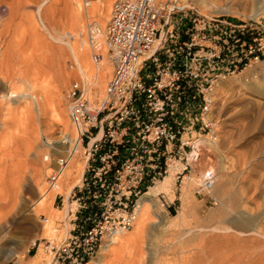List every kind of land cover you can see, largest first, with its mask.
I'll return each mask as SVG.
<instances>
[{
    "label": "rangeland",
    "instance_id": "374dc122",
    "mask_svg": "<svg viewBox=\"0 0 264 264\" xmlns=\"http://www.w3.org/2000/svg\"><path fill=\"white\" fill-rule=\"evenodd\" d=\"M41 1L0 0V95L7 94L12 88L17 92L16 96L3 98L4 103H9L11 108H14L12 113V110L7 113L5 109L0 108V119L9 118L8 120L11 123L7 128L8 132L5 130L6 133L10 132V134L3 132V136L0 130V141L1 139L2 142L4 141L3 143L0 142L3 145L2 150L0 144V190L3 185L9 184L16 178L18 179V176H29L32 168L36 165L43 167L42 191L52 189L50 175L57 167V159L65 156L68 148V144L62 142V136L67 133L70 139L73 134L76 137L74 127L69 120L68 110L65 112L66 120L64 124L57 123L53 114L54 111L49 110L44 118L47 125L42 123L40 126L34 123L31 113L26 109V107L32 109L30 99L25 96L30 89L21 83L20 74L28 73L30 76L37 77L38 79L36 78L35 82L45 86L44 88L47 91L50 90L49 93L52 95L51 91L53 92L54 87L57 86L56 77L58 72L64 71L67 73L69 78L62 86L66 106L69 105L66 96L67 89L71 82L77 80L74 76H71L74 64L68 51L58 43H54L45 34L38 22L39 20H37L35 11ZM84 1L87 0H77V6L82 11L86 9L83 4ZM99 1L104 2L106 5L109 4L110 15L114 0ZM176 1L179 3L186 1L188 6L185 7L194 6L207 16L249 20L264 28V12L259 11L260 13L257 15L249 17L242 15L247 11L252 14V11L260 7L261 0ZM49 2V5H53L57 9L55 13L57 20H63L64 1L49 0ZM41 14L44 24L50 25L53 21L50 14L45 13L44 8ZM84 19L81 23L82 36L89 42L86 23L94 20V18ZM61 27H64L63 31L65 32H72L73 30L69 26L63 25ZM52 47H54V51L51 50ZM57 47L61 48L58 50ZM91 50L92 48L89 49L88 61L92 64ZM220 79L229 80L231 82L229 88H225L222 94L219 93L220 95H209L208 110L203 114V120L200 118L197 120V135L191 133L186 136L190 141H195L199 137L203 139L206 137L211 140V133H213L216 148L200 146V154L196 164L190 162L187 170L184 171H181L184 166L183 161L177 158L171 159L168 171L172 172L175 178L171 188L172 195L159 189L157 194L148 197L151 200L152 208L146 231L139 243L130 246L129 252H124L123 264H138L140 255V264H163L167 255L175 257L174 260L177 261V264H185V262L186 264H264V232H262L264 226H261V224L264 225V56L259 57L257 60L252 59L240 70L217 80ZM103 95L99 93L97 98H89L90 107L95 108ZM199 111L197 108V114H199ZM74 152L66 165L59 170L61 174L66 171V178L62 179L58 174L56 182L60 185L65 184L62 185L63 190L53 196L51 205L48 208L40 206L36 211H33L38 194L22 192L21 201L16 207L10 209L8 206L4 209H10L11 214L18 220H24V227L18 232L10 230L7 234L12 238L6 245L9 255L8 257H6L7 255H0V264H44L50 259L51 247L56 248L67 243L74 234L78 222L77 209L80 206L77 190L81 186V180L70 188L67 199H65V187L84 163L83 149L80 147L79 150ZM43 154H47L48 160L42 158ZM210 166L214 170V177H217L219 170L224 172L222 191L218 196L198 192L197 190L196 179ZM185 175H190L193 178L189 185L191 210L185 223L176 225V223H172L171 216L177 214L180 210L181 186L184 183ZM158 179L163 178H156L154 180L155 184L152 182L138 188L139 192L136 199H139L150 186L159 183L160 180ZM196 190L198 193H196ZM219 196L225 204H228L227 207L229 208L224 212H222L223 210L220 211L222 214L219 213V210H215L218 211L217 213L214 212V208L217 205L219 206ZM67 202L70 211L69 215H64L63 209ZM232 208L234 211L236 210L237 215H240L239 219L235 218L237 215ZM223 213L226 214V217L222 216ZM208 214H214L217 217L207 220L206 225H214L220 220V222L222 221L221 224L228 226L230 230L219 231L218 233L207 231L203 239L196 235L197 238L194 237L186 241L173 240L175 243L170 248L171 251L164 250L165 240L170 241L171 239L162 238L160 234L162 231L197 229V217L204 220L206 216H209ZM243 215L247 216L246 220ZM46 218L51 219V226L47 231L45 228H41ZM215 218L218 219L215 220ZM228 218H234L238 221V224L237 222H231V224L225 222ZM65 223L67 224L66 231H64ZM133 224L124 233L132 232ZM221 224L217 223L216 225ZM258 225L259 228H257ZM259 229L262 232V234H259L261 236L258 235L260 233ZM32 238H35L34 244H30ZM227 239L229 240L227 241ZM108 241L105 239L101 242L96 254L91 258L92 264H102L99 259L102 253L105 252L103 246L110 243ZM39 253L43 255L40 256ZM183 253L184 258H182ZM185 257H188V260ZM104 259L102 261L104 264H111L108 261L109 257ZM181 260L187 261L182 262ZM178 261L181 262L178 263Z\"/></svg>",
    "mask_w": 264,
    "mask_h": 264
},
{
    "label": "built area",
    "instance_id": "2783aa9c",
    "mask_svg": "<svg viewBox=\"0 0 264 264\" xmlns=\"http://www.w3.org/2000/svg\"><path fill=\"white\" fill-rule=\"evenodd\" d=\"M89 28L91 60L99 62L105 48L112 72L95 108L78 80L67 89L84 154L80 206L74 234L51 247L49 264H87L103 240L130 229L138 188L163 177L172 158L183 161L181 171L197 159L196 140L186 136L197 135L215 81L264 56L261 26L176 0H114L104 35ZM62 142L68 148L50 181L74 154L69 134Z\"/></svg>",
    "mask_w": 264,
    "mask_h": 264
},
{
    "label": "bare ground",
    "instance_id": "6f19581e",
    "mask_svg": "<svg viewBox=\"0 0 264 264\" xmlns=\"http://www.w3.org/2000/svg\"><path fill=\"white\" fill-rule=\"evenodd\" d=\"M58 1L60 2V0H58ZM63 1H64L63 20H57V18L55 16L57 9L55 6L48 4V3H50L49 0H42L40 2V4L37 5L36 11H35L37 20H39L38 22L41 25V28L43 29L45 34L54 43H56V44L58 43L59 45L63 46L64 47L63 49L67 50L68 53L70 54L71 59L73 60V64H74L71 76H74L81 83L83 96L87 100H89V98H97L99 93H100V95L104 94L105 82H107V78L109 77V75L111 73L112 64L108 58V54H107L105 48H103L101 50L102 58L99 62L94 63L92 61L93 63L91 64L90 61H88L89 60L88 59L89 49L91 48V47L89 48V46H91V45H90V42H87L85 40V38L82 36L81 23L83 22V20H85L84 18H86V19L90 18V17L94 18V20L86 23V32L88 31L87 27L89 28L91 26L94 30L93 34H95L97 37L103 36L104 31H105V27H106L105 23H107V21L109 19L108 18L109 17V4L106 5L104 2L99 1V0L84 1L83 4H84V7H86V9L84 11H82V9L80 10L77 6V0H63ZM179 5H181L182 7L188 6L186 1L179 3ZM43 8H44L45 13H49L50 16L52 17L53 21H52V23H50V25H45L44 22L42 21L41 11ZM259 11L264 12V0H261L260 7H258L257 10L252 11L253 12L252 14L247 11L246 13L244 12L242 15L248 16V17L254 16V15H257L258 13H260ZM63 25L73 28L72 32L71 31L70 32L63 31L64 27L63 28L61 27ZM89 29H91V28H89ZM57 48L59 50V48H61V47H57ZM51 50L54 51V47H52ZM90 53H92V50ZM90 57H91V54H90ZM25 72H27V71H25ZM68 76L69 75L67 73H65L64 71L58 72L57 77H56L57 86L56 87L53 86L54 91L53 92L51 91V93H52V95H51L49 93L50 90L47 91V89L44 88L45 86H42V85L37 84L35 82L37 77L30 76L28 73L20 74L19 79L21 80V83L28 86V88L30 89V91L28 93H26L25 96L30 99V102L32 104V109H30L28 107H26V109H27V111H29L31 113L30 115H32L31 117L34 120V123H37L40 126L42 125V123L47 125L44 118H45V116L49 110L54 111L53 114L55 116V120L57 123H59V124L65 123V120H66V118H65L66 113L65 112H66V110L69 111L70 105L66 106V104L64 102L63 93H62V86L66 82V79L69 78ZM221 78H223V77H221ZM230 83L231 82L227 79H220V80L215 81V84H214L215 86L212 87L210 95H214V94L220 95L219 93L222 94V92L225 88H227V87L229 88ZM50 85H51V83H50ZM52 90H53V88H52ZM16 95H17V92L15 89L13 90V88L10 91H8L7 94L0 95V108L5 109L7 111V113H10V111L12 110L11 111V113H12L14 108H11L9 103H4L5 101H3V98H5V97L9 98V97H13ZM6 100H8V99H6ZM8 119H5V118L0 119V130L2 131V135H3V132H5V130H7V128L11 124L10 120H8ZM74 131H75V129H74ZM7 132H8V130H7ZM74 133H76V132H74ZM6 134H10V132L6 133ZM213 135L214 134L211 133V140H209L206 137H205V139H203L202 137L201 138L199 137V139H197L194 142V144L197 148V159L195 161H193V164L194 163L196 164V162L198 160V157L200 154L199 153V147L200 146L204 147V148L205 147L206 148L207 147L213 148V149L216 148L215 137H214L215 135L214 136ZM46 139L48 140V138H46ZM0 142L3 143L4 141L2 142V139H1ZM70 142L73 143L72 147L74 148V151H77L80 149V144H79V141H77L75 134H73V137L70 139ZM1 147L3 150L2 144H1ZM42 158L44 160H48L49 157L47 156V154H43ZM83 165H84V163H83ZM168 170L169 169H167V171H166L167 174L165 173V175L162 177L163 179H161V180L158 179V180H160L159 183H157L156 185L150 186L148 188V190L145 191L143 193V195L141 197H139V199H137V202H136L137 205L135 207V220H134L135 222H133L134 224H133L132 232L129 231V233L128 232L124 233V231H122V232L112 236L108 241L110 243L105 244L103 246V250H105V252L103 251L104 253H102V256H100V259H99L100 263L104 264L102 262L103 259L105 257L106 258L109 257L108 261L111 264L112 263L123 264L122 262L125 259L124 258V252L125 251L129 252L130 246L135 245V244L140 242L141 238L144 235L143 233H145V231H146L147 222L149 221V219L151 217L150 214H151L152 203L148 197L150 195L157 194L159 192L158 191L159 189H160V191H162V190L167 191L168 193H170L172 195L171 188L174 184L175 178L173 176V173L168 171ZM206 171H208L211 174V177L209 179L205 178V172ZM213 171L214 170L212 169V166H210L207 170H204L202 172V175L198 179H196V185H197L198 192L211 193L214 196H218L221 193V191H222V177L224 176V172L219 170L217 177H214ZM82 172H83V166L79 168L77 174L73 177V179L65 187L66 188L65 189V199H67L69 196L70 188L80 182ZM58 174H59V177H61L62 179L66 178L65 177L66 171L63 174H61V173H58ZM56 180L50 181V183H51L50 186L52 187V189H50L49 191H42L43 187L41 185H43V181H44V179H43V167H41L40 165H36L32 168V172L29 176L26 177V175H21V176H18V179L16 178V180L11 181L7 185H3L4 183L2 184L3 187L0 190V255L1 256L7 255L6 257H8V255H9V253H7L8 249L6 248V245L12 239L7 235L9 233V231L12 230L14 232H16V231L18 232L19 230H21L24 227V220H22V219L18 220L10 212V209H12L13 207H16L17 204L19 203V201H21V193L22 192H32V193L34 192V193L38 194L37 200L34 203L35 206L32 209L33 211H36L38 209V207H40V206L42 208H48L51 205V200L53 199V196L56 193H60L61 190H63L62 185L65 184V183H63L60 185L58 182H56ZM191 180H193V178L190 175L184 176V183L181 186L180 210L178 211L177 214L171 216V220L173 221L172 223H176V225L177 224L183 225V223H185L186 218L189 215V212L191 210L190 199H189L190 198L189 185H190ZM154 182L155 181H153V183ZM218 200H219V206L217 205V207L214 208V212L215 213L218 212L215 210H219V213L222 210H223L222 212H224V210H226L228 208L227 207L228 204L227 203L225 204L223 202V199L220 196L218 197ZM22 201H23V199H22ZM8 206L10 207V209L4 210ZM232 210H233V208H232ZM69 211H70V206H69V203L67 202L65 204L64 209H63V214L69 215ZM222 212L220 214H222ZM234 212L236 214V210ZM214 214H208L209 216H206V218L204 220L200 219V217H197V222H198L197 229L187 228L184 230L173 229V230L162 231L160 233L162 238H170L171 239L170 241L165 240L164 250H166V251L170 250V248L175 243V241H173V240H176L179 242L181 240L186 241V240H190V239L194 238L196 235H197V237H200L203 239V236L207 233V231L218 233L219 231L230 230V228L228 226L222 225L221 224L222 221L220 222V220H218L219 222H217V223H220L221 225H216L217 223H214V225H206L207 220H211L212 218L217 217ZM136 216H137V218H136ZM222 216L226 217V214H224ZM244 217L246 220L247 216H244ZM219 218H220V216H219ZM235 218L239 219L240 215L235 216ZM216 219H218V218H215V220ZM221 219H223V218H221ZM228 219L227 220L225 219L226 221L225 220L224 221L228 222V223L230 222V224H231V222H237V224H238V221H236L234 218L233 219L228 218ZM232 224H234V223H232ZM50 226H51V219L46 218L45 223L42 224L41 228L42 229L45 228L47 231V230H49ZM235 226H236V223H235ZM261 226H264V225L261 224ZM257 228H259V225ZM66 230H67V224L65 223L64 224V231H66ZM262 232H264V231H262ZM262 232L260 230V233H258V235L262 234ZM214 234H213V236H214ZM259 236H261V235H259ZM197 237H195V238H197ZM219 239H221V238H219ZM228 240L229 239H227V241ZM239 240H240V238H239ZM245 240H246V238H245ZM209 241H210V239H209ZM229 242H231V241H229ZM34 243H35V238H32L30 240V244H34ZM203 243H204V241H203ZM210 244H212V243H210ZM180 248H181V246H180ZM173 251H175V250L173 249ZM39 255L42 256L43 254L41 255L39 253ZM184 256L185 255L183 253L182 258H184ZM178 257L180 258V256H178ZM51 258H52V256H50V259L48 261L44 262V264H49L51 261ZM174 259H175V257L173 258L170 255L169 256L167 255V257L163 261V264H177V261ZM187 260H184V261L181 260V261L185 262ZM140 261H141V255L138 258V264H140ZM180 262L178 261V263H180ZM87 264H92L91 260L89 262H87ZM180 264H182V263H180ZM185 264H186V262H185Z\"/></svg>",
    "mask_w": 264,
    "mask_h": 264
}]
</instances>
